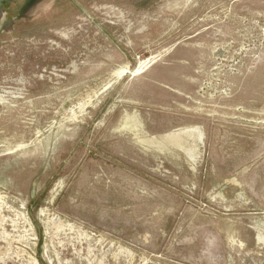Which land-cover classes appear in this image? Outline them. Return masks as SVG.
<instances>
[{"label": "rangeland", "instance_id": "1", "mask_svg": "<svg viewBox=\"0 0 264 264\" xmlns=\"http://www.w3.org/2000/svg\"><path fill=\"white\" fill-rule=\"evenodd\" d=\"M0 264H264V0H95L0 49Z\"/></svg>", "mask_w": 264, "mask_h": 264}, {"label": "water", "instance_id": "2", "mask_svg": "<svg viewBox=\"0 0 264 264\" xmlns=\"http://www.w3.org/2000/svg\"><path fill=\"white\" fill-rule=\"evenodd\" d=\"M95 0H0V49L39 35Z\"/></svg>", "mask_w": 264, "mask_h": 264}, {"label": "bare ground", "instance_id": "3", "mask_svg": "<svg viewBox=\"0 0 264 264\" xmlns=\"http://www.w3.org/2000/svg\"><path fill=\"white\" fill-rule=\"evenodd\" d=\"M1 152V151H0Z\"/></svg>", "mask_w": 264, "mask_h": 264}]
</instances>
